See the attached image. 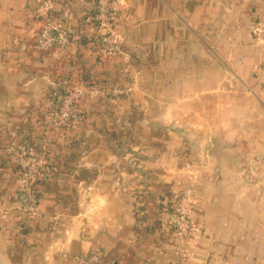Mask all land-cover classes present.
<instances>
[{
  "label": "crops",
  "instance_id": "1",
  "mask_svg": "<svg viewBox=\"0 0 264 264\" xmlns=\"http://www.w3.org/2000/svg\"><path fill=\"white\" fill-rule=\"evenodd\" d=\"M93 2L54 0L75 39L43 53L38 0H0V264H264V0H118L129 61L98 55ZM59 82L132 85L134 96L113 115L81 99L87 115L72 144L51 145L57 171L36 181L30 214L17 204V156L46 136ZM187 162L199 230L178 246L158 218L188 183Z\"/></svg>",
  "mask_w": 264,
  "mask_h": 264
},
{
  "label": "built area",
  "instance_id": "2",
  "mask_svg": "<svg viewBox=\"0 0 264 264\" xmlns=\"http://www.w3.org/2000/svg\"><path fill=\"white\" fill-rule=\"evenodd\" d=\"M91 7L96 28V51L99 56L121 57L126 61L131 60L129 53L123 48V38L115 31L113 18L118 15L115 3L118 0H93ZM54 0H38L35 6V17L42 22L35 42L36 49L43 53H50L56 48H68L75 39L73 28L63 25L53 15ZM254 37L264 44V22L260 23L254 32ZM64 84H52L48 92L49 120L60 127L69 128L77 125L83 118V113L78 109L80 97L85 92L82 88H67ZM98 90V89H93ZM106 91V90H105ZM116 96H127L130 91L125 87H116L107 92ZM19 174L18 208L30 214L38 212V192L36 181L49 180L55 176L56 166L47 160L45 152L38 149L32 142H24L17 156ZM194 195L192 189L183 190L180 195L170 200L171 211L164 220L166 230L171 228L175 238L180 242L194 229L191 220ZM7 212L6 206L0 201V221ZM103 251H94L89 257L90 261H103ZM117 264V263H112Z\"/></svg>",
  "mask_w": 264,
  "mask_h": 264
},
{
  "label": "rangeland",
  "instance_id": "3",
  "mask_svg": "<svg viewBox=\"0 0 264 264\" xmlns=\"http://www.w3.org/2000/svg\"><path fill=\"white\" fill-rule=\"evenodd\" d=\"M61 86L62 87L65 86L66 87V85H61ZM78 87L82 88L83 90L85 89V92L82 95V97H80L79 101H81V99H83V97H85L86 95H90V96H92L93 99H101L102 100L101 102H103L102 105L105 106L106 112H109L111 115H113L114 113L115 114L118 113L119 101L121 100V97H123V96H116V95L107 94L108 91H110L111 89L116 88V87H111V88H106V89H104L102 87V89H101V87H95V86L92 87V86H88V85L82 86L81 85V86H77L75 88H78ZM117 87H125V88H127L130 91V94L128 96H126V97L129 98V99L133 98L132 96H134V87L132 85H130L129 87H127V86H117ZM93 89H98V90H93ZM96 108L97 109L98 108L102 109V106L96 105ZM49 109L50 108L48 107V110H47L48 116H49V113H50ZM78 109L83 113V118H82V120H83L85 118V114L87 115V111L82 106L79 107V105H78ZM79 123L77 125H75V126H71V127L67 128V126L66 127H60V126H58L56 124H53V123H51V120L48 119V121H47V125L48 126H46V127H49V128H48V131H47V129L45 127V130L47 131L46 136H43V137L41 136V138L38 139V142H39L38 143L39 144L38 145V149H41L42 151L45 152V156L47 157V160H49V162H52L56 166V168H57L56 162H58V161H57V159H55L56 156L55 155H51V153H50L51 145L55 144L58 141V138H60L63 141L64 144L71 143L72 140H70L71 138H69L68 135L70 133H73V132L76 131L77 126L79 125ZM50 130H52V132H54L52 136L49 135V134H51ZM69 140H70V142H69ZM57 143L59 145L62 142H57ZM51 156H52V158H51ZM186 166H187V169H188L187 173L189 174V177H188L189 181H188V183L186 185H184V187H182L180 189H177L175 191H172V192H168V194H166V195H169L166 198V202H165L166 206L168 205L169 201L172 198H174L175 196L180 195V193H182L183 190L192 189L193 190V195L195 196L196 175L194 174V169L192 168V164L190 162H187ZM193 204H195L194 201H193ZM169 213L170 212L167 211V212H165V215H163V216L161 215L163 220H166V218H167L166 214H169ZM191 220L193 221L192 214H191ZM194 225H195V227H194V229H190V233L192 231L194 232V231H198L199 230L198 226L195 223H194ZM169 229H171V228H169ZM169 229L166 230L167 233H168ZM170 231H172V232H171L170 235L167 234L168 235V242L167 243L174 244V245L177 244L179 246L185 241V240H182V241L179 242L175 238V236L173 234V230L171 229ZM189 235L190 234L187 235V238L189 237Z\"/></svg>",
  "mask_w": 264,
  "mask_h": 264
},
{
  "label": "trees",
  "instance_id": "4",
  "mask_svg": "<svg viewBox=\"0 0 264 264\" xmlns=\"http://www.w3.org/2000/svg\"><path fill=\"white\" fill-rule=\"evenodd\" d=\"M59 83H61V82H59ZM61 84H62V83H61ZM89 84H92V82H89ZM88 86H91V85H88ZM171 205H172V203L169 201V203H168L167 206L164 205V206H166L167 208L165 209V211H162V212H167V211L170 212V211H171ZM158 220L162 222V216L159 217ZM170 230H171V229H169V231H168V233H167L168 235H170L171 232H172V231H170ZM117 264H122V263L118 262Z\"/></svg>",
  "mask_w": 264,
  "mask_h": 264
}]
</instances>
